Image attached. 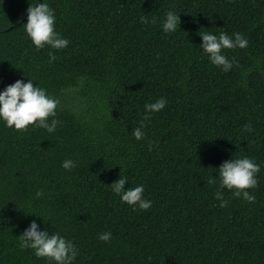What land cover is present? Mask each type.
I'll return each mask as SVG.
<instances>
[{
  "label": "trees",
  "instance_id": "obj_1",
  "mask_svg": "<svg viewBox=\"0 0 264 264\" xmlns=\"http://www.w3.org/2000/svg\"><path fill=\"white\" fill-rule=\"evenodd\" d=\"M32 2L0 0V90L34 79L59 101L61 123L48 133L0 122V264H49L20 247L33 219L73 241V264H264V0H47L70 41L61 50L32 45ZM169 9L181 20L172 34L160 27ZM204 31L247 38L226 50L230 71L203 54ZM160 97L165 108L137 141L144 105ZM241 156L261 165L256 199L220 189V207L207 177ZM65 159L76 167L63 169ZM120 167L125 188L145 185L150 209L112 193Z\"/></svg>",
  "mask_w": 264,
  "mask_h": 264
},
{
  "label": "clouds",
  "instance_id": "obj_2",
  "mask_svg": "<svg viewBox=\"0 0 264 264\" xmlns=\"http://www.w3.org/2000/svg\"><path fill=\"white\" fill-rule=\"evenodd\" d=\"M27 22L23 24L27 36L32 45L37 49L48 46L52 49L61 50L68 47L70 41L61 36L56 30V13L47 0H33L26 9ZM144 24L155 22V18L149 20L147 16L141 17ZM180 14L169 9L163 20L160 22L162 31L167 34L180 30ZM201 38L203 54L210 64L220 68L223 72L230 71L235 58L229 59L226 50L244 49L248 46L247 38L240 32H233L231 35L224 31L213 33L204 31L198 34ZM49 62H54L56 56L49 52ZM34 79H17L0 90V122L5 127L16 131H27L29 126L45 129L48 133H54L61 121L57 118L59 101L50 95L46 88L36 84ZM167 104L164 97L156 99L154 102L144 105V116L139 122V126L133 129L132 135L137 141L145 139L143 129L147 126L145 122H150L154 113L162 111ZM243 131L251 132V127L247 124L243 126ZM149 149L151 142L149 141ZM61 167L66 171H71L76 167V162L72 159H65ZM261 165L254 158L241 156L225 160L216 169V175H209L207 183L215 185L219 183V189L215 192V198L220 201V207H226L228 201L223 199V192L220 189L229 190L234 197L241 198L248 203H253L256 199L253 192L258 185V173ZM119 178L110 185L112 193L119 197L121 203L146 211L152 207V201L144 197L145 185L137 184L133 187L125 188L128 177L122 175L120 167ZM45 197L43 190H37L36 199ZM37 218L36 215H33ZM43 222L45 220L42 218ZM46 223V222H45ZM98 239L108 243L112 239L111 231L98 233ZM20 247L31 249L38 258H45L49 264H73L78 256V248L72 240L66 239L57 233H49L47 229H42L33 219L28 227L19 236Z\"/></svg>",
  "mask_w": 264,
  "mask_h": 264
}]
</instances>
